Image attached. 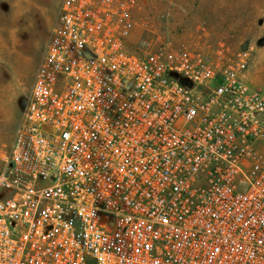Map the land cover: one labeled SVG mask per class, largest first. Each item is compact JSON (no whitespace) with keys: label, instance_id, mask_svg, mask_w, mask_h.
<instances>
[{"label":"built area","instance_id":"obj_1","mask_svg":"<svg viewBox=\"0 0 264 264\" xmlns=\"http://www.w3.org/2000/svg\"><path fill=\"white\" fill-rule=\"evenodd\" d=\"M136 1H61L0 146V264H264L252 52L135 50Z\"/></svg>","mask_w":264,"mask_h":264},{"label":"rangeland","instance_id":"obj_2","mask_svg":"<svg viewBox=\"0 0 264 264\" xmlns=\"http://www.w3.org/2000/svg\"><path fill=\"white\" fill-rule=\"evenodd\" d=\"M61 1L0 0V146L13 140ZM135 11V50L183 45L206 26L212 44L252 52L246 79L264 93V0H137Z\"/></svg>","mask_w":264,"mask_h":264}]
</instances>
